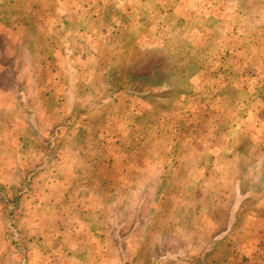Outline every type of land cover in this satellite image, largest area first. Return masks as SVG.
Masks as SVG:
<instances>
[{
  "label": "rangeland",
  "instance_id": "obj_1",
  "mask_svg": "<svg viewBox=\"0 0 264 264\" xmlns=\"http://www.w3.org/2000/svg\"><path fill=\"white\" fill-rule=\"evenodd\" d=\"M0 264H264V0H0Z\"/></svg>",
  "mask_w": 264,
  "mask_h": 264
},
{
  "label": "trees",
  "instance_id": "obj_2",
  "mask_svg": "<svg viewBox=\"0 0 264 264\" xmlns=\"http://www.w3.org/2000/svg\"><path fill=\"white\" fill-rule=\"evenodd\" d=\"M13 86H15V87L17 86V88L19 87V89H21V84L19 83L18 79L15 78V85H13ZM15 87H12V85H11V86H10V85H6L5 88H6V90H7V89L9 90V88H12V89H13V88H15ZM5 88H4V89H5Z\"/></svg>",
  "mask_w": 264,
  "mask_h": 264
}]
</instances>
